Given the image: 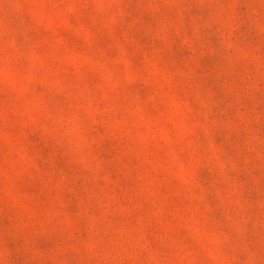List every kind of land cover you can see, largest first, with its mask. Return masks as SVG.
I'll use <instances>...</instances> for the list:
<instances>
[{"label":"rangeland","instance_id":"obj_1","mask_svg":"<svg viewBox=\"0 0 264 264\" xmlns=\"http://www.w3.org/2000/svg\"><path fill=\"white\" fill-rule=\"evenodd\" d=\"M0 264H264V0H0Z\"/></svg>","mask_w":264,"mask_h":264}]
</instances>
